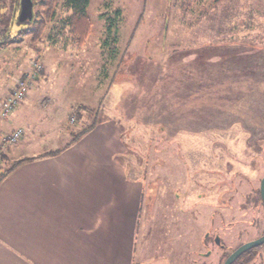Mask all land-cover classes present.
<instances>
[{"label":"rangeland","instance_id":"rangeland-1","mask_svg":"<svg viewBox=\"0 0 264 264\" xmlns=\"http://www.w3.org/2000/svg\"><path fill=\"white\" fill-rule=\"evenodd\" d=\"M49 1L33 0L32 20L19 21L18 11L1 45L8 94L0 109L30 79L43 106L52 100L41 112L48 121L79 138L96 120L77 144L87 166L109 169L111 184L117 171L141 191L138 224L111 226L110 241L99 242L109 264H223L205 237L217 232L237 246L258 236L249 223L257 213L227 218L223 204L231 185L252 191L259 174L245 142L264 136V0H90V33L79 46L63 24L66 0H55L53 19L32 40ZM19 129L22 137L20 127L0 143L11 145L3 139ZM236 264H264V244Z\"/></svg>","mask_w":264,"mask_h":264},{"label":"crops","instance_id":"crops-1","mask_svg":"<svg viewBox=\"0 0 264 264\" xmlns=\"http://www.w3.org/2000/svg\"><path fill=\"white\" fill-rule=\"evenodd\" d=\"M7 91L0 92L1 99ZM41 96L30 89L12 116L0 122V136L24 129L18 144L0 143V174L31 158L0 179V264H109L103 258L109 246L104 250L99 242L110 241L111 226L138 224L141 191L125 185L117 171L111 184L109 169L87 166L77 144L94 128L76 138L70 125L41 113L52 102L45 98L43 106Z\"/></svg>","mask_w":264,"mask_h":264},{"label":"flooded vegetation","instance_id":"flooded-vegetation-1","mask_svg":"<svg viewBox=\"0 0 264 264\" xmlns=\"http://www.w3.org/2000/svg\"><path fill=\"white\" fill-rule=\"evenodd\" d=\"M264 133V132H263ZM259 137H250L247 138L248 141H246L247 150H250L252 152H255V159H253L255 162L251 163L252 168H254L257 173L256 179L254 182V186L250 187L252 191L248 190L246 193L243 192L242 188L236 189L233 185L230 186L229 192L227 194H230V198L227 199L224 204L223 208L226 211L225 216L228 218L230 216H233V214H240L242 217H246V219L251 220V215L256 214V221H250V229H256L258 231V236L255 239H251L249 241H246L244 243H240L237 246H231L225 244L224 236L220 233L214 232L212 240H209V238L205 237L203 239V244L205 246H209L212 248V246L218 250L219 255L224 256L223 257V263L225 260L238 248H240L242 245L255 241L261 237L264 236V229L259 230V226L264 221V200L262 198V182L264 180V136H261V132L259 134ZM246 139V140H247ZM259 139L255 142V140ZM261 152V153H260ZM261 154V155H260ZM258 160V163H256ZM259 160H262V165L259 164ZM251 166V165H250ZM256 167V168H255ZM262 171V173H260ZM241 174L238 173L237 177H240ZM246 180V179H245ZM215 186V185H214ZM219 188H221V184L217 185ZM220 190V189H219ZM221 197V194H219L218 198ZM219 201V200H218ZM221 201V200H220ZM225 218L222 217V221H224ZM262 221V222H261ZM225 224H232L231 223H225ZM264 224V223H263ZM229 233V232H227ZM231 234V233H229ZM240 234H243V232H240ZM240 234H238L240 238ZM236 239L238 238L235 236ZM263 245L250 248L246 250L244 253H242L232 264H234L236 261H238L242 256L248 255L253 257L256 252H258ZM215 251V252H216ZM205 253H200V255H204Z\"/></svg>","mask_w":264,"mask_h":264},{"label":"trees","instance_id":"trees-1","mask_svg":"<svg viewBox=\"0 0 264 264\" xmlns=\"http://www.w3.org/2000/svg\"><path fill=\"white\" fill-rule=\"evenodd\" d=\"M54 3L55 0L49 1L45 16L37 22L34 30L32 31V40L34 42L40 39L46 26L53 19L55 15L53 7ZM89 3L90 0H66V7L68 11H70L71 15L68 19L63 21V24H65L66 29L68 28L67 33L77 46L82 45L90 33V22L87 15ZM19 7L20 0H0V44L2 46H7L12 39L10 37L11 25L17 17ZM23 32V30L19 31L18 35H22ZM96 125L97 122L94 119L88 127L84 128L79 134H77V137H81L85 133L89 132L95 128ZM30 159L31 158H24L14 162L10 168L1 172L0 179L11 173L18 165ZM236 263L237 261L234 264Z\"/></svg>","mask_w":264,"mask_h":264},{"label":"built area","instance_id":"built-area-1","mask_svg":"<svg viewBox=\"0 0 264 264\" xmlns=\"http://www.w3.org/2000/svg\"><path fill=\"white\" fill-rule=\"evenodd\" d=\"M0 48H1V44H0ZM41 67L42 66L41 64H39V62H36L34 64L35 70H40ZM30 87H31L30 79H21V81H18L15 90H13L10 97L6 100V102H4V104L0 109V118L7 117L11 113L12 109L21 101H23L28 91L30 90ZM21 135L22 132L19 129L16 132H14L11 136L4 138L3 142L13 144L21 137ZM0 164H1V154H0Z\"/></svg>","mask_w":264,"mask_h":264},{"label":"water","instance_id":"water-1","mask_svg":"<svg viewBox=\"0 0 264 264\" xmlns=\"http://www.w3.org/2000/svg\"><path fill=\"white\" fill-rule=\"evenodd\" d=\"M33 0H20V7H19V14H18V20L19 21H26V20H32L33 17ZM262 198L264 200V180L262 182ZM264 244V236L246 243L242 245L240 248H238L236 251H234L223 264H232L242 253H244L246 250L261 246Z\"/></svg>","mask_w":264,"mask_h":264}]
</instances>
